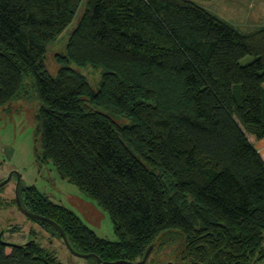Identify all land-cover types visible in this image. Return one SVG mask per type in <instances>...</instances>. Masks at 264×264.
Instances as JSON below:
<instances>
[{"label":"trees","instance_id":"obj_1","mask_svg":"<svg viewBox=\"0 0 264 264\" xmlns=\"http://www.w3.org/2000/svg\"><path fill=\"white\" fill-rule=\"evenodd\" d=\"M81 3L0 0V108L36 91V152L109 213L118 240L35 187L22 205L106 261L141 260L178 229L190 264H264V158L248 136L264 137V26L243 32L191 0H88L65 58L102 68L94 89L44 59ZM28 241L0 243V264H66Z\"/></svg>","mask_w":264,"mask_h":264},{"label":"rangeland","instance_id":"obj_2","mask_svg":"<svg viewBox=\"0 0 264 264\" xmlns=\"http://www.w3.org/2000/svg\"><path fill=\"white\" fill-rule=\"evenodd\" d=\"M88 0H82L71 24L53 41L47 44L44 56L50 72L56 76L62 66L68 64L81 72L98 89L102 68L92 64L76 65L66 61L67 44L74 28L82 18ZM243 32L264 26V0H191ZM246 55L242 64L254 60ZM40 103L33 89L28 98L13 101L0 108V178L11 169L19 170L27 185H36L54 202L75 211L100 237L117 241L114 224L109 213L86 196L74 183L62 178L52 162L40 172L35 152L39 148L37 114ZM7 227L6 241L22 244L37 239L66 264H94L90 257L73 254L58 234L44 228L38 221L24 214L15 201L14 184L0 189V230ZM168 232V231H167ZM156 247L146 264H164L173 259L176 264H190L180 257L185 236L178 229L164 233L156 239Z\"/></svg>","mask_w":264,"mask_h":264},{"label":"water","instance_id":"obj_3","mask_svg":"<svg viewBox=\"0 0 264 264\" xmlns=\"http://www.w3.org/2000/svg\"><path fill=\"white\" fill-rule=\"evenodd\" d=\"M8 182V179L0 182V187H2L3 185H5L6 183ZM19 189H20V186L18 184L17 186V191H16V197H17V203H18V206H19V209L26 215H28L29 217H33V218H36V219H39V220H43V221H46V222H50L52 223L53 225H55L59 231L61 232L62 234V237H63V240H64V243L66 244L67 248L73 253V254H76V255H79V256H84V257H93L96 259L97 261V264H146L148 258L150 257L153 249H154V244H151L150 247L147 249V251L145 252L143 258L141 260H138V261H129V260H125V259H119V260H114V261H106V260H103L98 254L96 253H83V252H80L78 250H76L68 236H67V233L65 232V230L53 219L49 218V217H46V216H43V215H40V214H37V213H34V212H31V211H28L23 205H22V202H21V198H20V192H19ZM2 234L3 232L0 233V243L1 244H5V243H9V244H18V243H11V242H8L6 240H4L2 238ZM30 243V241L28 242H25L24 244L25 245H28ZM164 264H174L173 261H168Z\"/></svg>","mask_w":264,"mask_h":264},{"label":"flooded vegetation","instance_id":"obj_4","mask_svg":"<svg viewBox=\"0 0 264 264\" xmlns=\"http://www.w3.org/2000/svg\"><path fill=\"white\" fill-rule=\"evenodd\" d=\"M35 156H36V161H37V163H38V165L40 167V172L41 171H44L45 170L46 163L40 157V154H38L37 152H35ZM6 179H8V182L5 185H3L2 187H0V189H3V187H5L6 185H8L9 183H13L14 184V191H15V201H16V204L17 205H18V203H17L16 191H17L18 184L20 186L19 192H20L21 202H22L23 190H25L27 187H35L38 192L45 193L44 191L40 190L36 185H27V183H25V181L23 179V175L19 172V170L11 169L4 177L0 178V182L4 181ZM28 211H30V210H28ZM7 230H8L7 227L2 228L0 230V233L3 232L2 238L4 240H7L6 237H5V234L7 233ZM168 261H173L174 264H176L175 260H173V259H169L166 262H168Z\"/></svg>","mask_w":264,"mask_h":264},{"label":"crops","instance_id":"obj_5","mask_svg":"<svg viewBox=\"0 0 264 264\" xmlns=\"http://www.w3.org/2000/svg\"><path fill=\"white\" fill-rule=\"evenodd\" d=\"M250 141L257 147L264 158V137L257 138L254 134H248Z\"/></svg>","mask_w":264,"mask_h":264}]
</instances>
